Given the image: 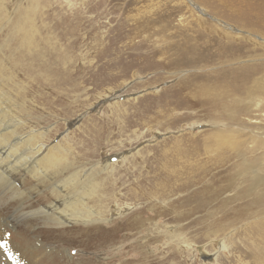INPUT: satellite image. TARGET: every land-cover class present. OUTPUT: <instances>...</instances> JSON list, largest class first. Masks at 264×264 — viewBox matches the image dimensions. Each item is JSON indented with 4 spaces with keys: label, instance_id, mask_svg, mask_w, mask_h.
<instances>
[{
    "label": "rangeland",
    "instance_id": "obj_1",
    "mask_svg": "<svg viewBox=\"0 0 264 264\" xmlns=\"http://www.w3.org/2000/svg\"><path fill=\"white\" fill-rule=\"evenodd\" d=\"M194 1L208 12L204 25L193 17L187 0H0V58L14 62L15 96L22 97L25 120L47 131L49 144L69 138L77 158L85 154L93 162L111 159L115 170L111 179L105 177L104 189L113 199L106 201L107 210L118 203L124 209L120 216L110 212L106 220L97 221L103 231L118 229L117 238L108 242L89 240L81 232L71 242L57 243L42 237L44 230L55 227L31 220L32 240L47 253L52 252L44 257L47 261L57 254L62 264H256L258 226L264 212L257 201L259 188L254 187L252 174L242 163L246 156L261 151L251 149L239 157L233 149L219 148L213 136H180L193 133L194 127L197 133L208 130L205 123L211 117L204 112L181 120L177 126L165 118L155 119L165 98L171 97L178 80L175 76L180 73L138 61V55L148 51L138 47L146 35L140 37V30L167 22L176 26L182 17L194 26L188 30L191 36L198 34L196 25L201 34H206L208 27L212 32L207 40L233 42L243 55L241 59L249 60L247 55L255 54L249 64L264 62L263 49L242 40L264 37V32L238 18L253 0ZM211 16L253 35L236 34L242 37L231 40L234 35L222 30L226 34L222 39ZM23 23L32 25V38L21 34ZM157 39L161 40L154 36L149 43ZM238 39L244 46L236 44ZM173 57H166V61ZM129 61L134 65H128ZM124 62L125 67L119 66ZM107 97L113 101L101 105ZM249 109L246 100L230 106L235 114ZM138 112H147L146 119L140 120ZM185 112L196 113L180 110L173 116ZM246 131L248 135L225 136H236L246 143L251 140L247 126ZM117 153L126 159L119 162L121 157L112 156ZM248 161L257 168L252 158ZM223 167L227 170L219 173ZM28 178L26 197L30 202L51 195L49 183ZM224 180L232 186L228 192L236 199L229 201L221 194ZM9 203L10 196L0 190V215L11 224L1 219L0 223L12 239L25 219H11L16 207L6 209ZM242 205L246 212L239 216L235 212ZM139 211L140 222L132 230L125 229L123 219ZM5 262L0 260V264Z\"/></svg>",
    "mask_w": 264,
    "mask_h": 264
},
{
    "label": "bare ground",
    "instance_id": "obj_2",
    "mask_svg": "<svg viewBox=\"0 0 264 264\" xmlns=\"http://www.w3.org/2000/svg\"><path fill=\"white\" fill-rule=\"evenodd\" d=\"M187 2L193 12V17L197 18L199 25H204L202 20H205L203 18L208 15L207 10L194 0H187ZM238 15L240 16L238 18L245 23H251V25L253 23L264 32V0L263 2L253 0L252 5ZM211 19H215L218 24H213V26L217 27L216 32L221 34L222 39H226L224 31L234 35L229 37L231 40L242 37L240 35L237 37L236 34L253 35L248 32L249 30L246 32L247 29H239L215 16H211ZM222 24L227 27L225 28ZM196 26L198 34L191 36L188 30L194 29L193 24L181 17L176 26H171L167 22L153 24L140 30V37L145 33L146 35L142 37L138 47L148 49L138 55L140 65L152 62L154 66L169 68L174 73H180L175 76L178 80L171 97L168 95V101L165 98L163 109H160L158 115L154 117L155 119L165 118L173 126H177L181 120L198 117L200 112H204L207 117H211L205 123L209 126L208 130L197 133L194 127L191 130L193 133L180 136H196L202 133L205 134L204 136H213L210 138L216 140L219 148L226 146L233 149L239 157L251 149H259L261 151L259 154L246 156L242 166L249 169L254 187L259 188L257 201L261 203L264 212V62L249 64L251 57L256 58L253 56L255 54L247 55L249 60L241 59L243 55L236 50L238 45H233V42L225 43L221 41L222 39L218 44L207 40V34L212 30L205 27L207 33L201 34L199 26ZM19 30L24 38H32V25L23 23L19 26ZM261 35H254L259 41L254 39L255 37L242 40L253 47L259 46L264 52V37ZM154 36H158L161 40L157 39L156 42L149 43ZM170 38H177V40L169 41ZM239 39L236 44L244 46ZM160 42H163V45H159ZM170 51H172L171 55L168 54ZM165 56L174 57L166 61ZM13 64L11 59L2 60L0 58V190H4L6 195L10 196V203L6 205V209L16 207L11 219L17 216L19 219L24 218L25 222L21 223L22 226L19 225L20 232L17 233L19 240L14 242L17 237L10 239L7 236L8 232L1 224L2 222L6 225L11 224L10 220L0 215L2 221L0 223V244H3V247H0V260L6 259V264H62L57 254L53 255L50 261L44 258L47 255L50 256L49 253L52 252L47 253L38 246L37 241L32 240L31 236L34 235L30 233L31 220L55 227L44 230L42 237L55 240L57 243L71 242L81 232H85L89 240L114 241L117 238L118 229H113L111 232L103 231L97 221L106 220L107 213L112 212L120 216L124 212V209L118 206L119 203L115 204L111 210H107L106 201L113 199V196L104 189L105 177L114 174L115 165L111 159L93 162L88 160L85 154L77 158L73 153L72 142L67 137L57 142L47 143V131L30 125L24 118L25 105L20 101L22 97L21 95L15 96L17 84L12 78ZM125 65L127 62L119 66L125 67ZM128 65H134L133 61H129ZM185 70L187 73H183ZM244 100L250 104L249 111L252 109L250 112L243 111L235 114L230 110L232 103L241 104ZM108 101L111 103L113 97L103 99L101 105ZM180 110L196 111V113L185 112L182 116H173V112ZM244 114L245 119L242 118ZM137 116L140 120H144L147 112H138ZM246 126L251 136V140L246 143L236 136H234L235 139H228L225 136L226 133L238 136L248 135ZM106 139L110 138L106 137ZM249 144H253L251 148L245 147ZM242 145H244V150H241ZM112 156L121 157L119 162L126 159L123 153ZM251 158L257 162V168L253 169L252 161H248ZM225 170L227 168L223 167L219 173ZM258 171H261V174L257 173ZM27 176L30 181L34 179L40 183H49L52 189L51 195L30 202L26 197L29 184L25 180ZM231 188V185L228 187L227 180L222 181L221 194H225L223 197L229 201L237 198V196L232 197L234 194L228 192ZM19 202L21 205L17 207ZM143 211L145 209H142L141 214ZM245 212L246 209L242 205L236 209L235 213L240 216ZM139 219L140 211L133 212L123 219L122 225L127 230H132L140 222ZM34 232L38 234L37 231ZM258 238L260 247L255 252V263L264 264V217L258 226Z\"/></svg>",
    "mask_w": 264,
    "mask_h": 264
},
{
    "label": "snow or ice",
    "instance_id": "obj_3",
    "mask_svg": "<svg viewBox=\"0 0 264 264\" xmlns=\"http://www.w3.org/2000/svg\"><path fill=\"white\" fill-rule=\"evenodd\" d=\"M0 247H3V244H0Z\"/></svg>",
    "mask_w": 264,
    "mask_h": 264
}]
</instances>
